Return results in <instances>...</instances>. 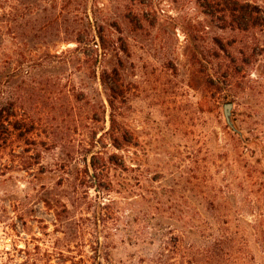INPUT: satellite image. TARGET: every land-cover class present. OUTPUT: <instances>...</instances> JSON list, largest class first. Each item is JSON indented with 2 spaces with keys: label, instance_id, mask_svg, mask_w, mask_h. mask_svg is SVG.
<instances>
[{
  "label": "rangeland",
  "instance_id": "1",
  "mask_svg": "<svg viewBox=\"0 0 264 264\" xmlns=\"http://www.w3.org/2000/svg\"><path fill=\"white\" fill-rule=\"evenodd\" d=\"M126 2L132 24L96 52L97 22ZM220 19L204 0H0V264H180L208 238L213 196L260 229L264 264V35ZM110 66L123 150L99 79Z\"/></svg>",
  "mask_w": 264,
  "mask_h": 264
},
{
  "label": "trees",
  "instance_id": "2",
  "mask_svg": "<svg viewBox=\"0 0 264 264\" xmlns=\"http://www.w3.org/2000/svg\"><path fill=\"white\" fill-rule=\"evenodd\" d=\"M204 1L210 9H214L221 15L220 20L226 22L231 29L244 33L258 31L264 35L263 9H258L244 0ZM118 10L117 16L113 17L111 19L112 21L110 19H104L100 23L97 22L96 37L98 41L95 42L96 52L102 50L105 53L112 49L114 40L111 30L116 28V23H118V21L132 24L133 19L131 20L130 17L133 11L130 2H126ZM13 12L11 14L16 18L18 10ZM4 15L6 16V14ZM138 30L141 31L142 27H139ZM76 42L80 43L78 40ZM121 49H124L123 44ZM244 49L245 50L242 49L239 52V55L242 57L251 58L256 54L255 49L250 46L246 45ZM79 53L80 51L78 48L69 51V54L75 55L77 58ZM84 63H93L96 65L97 59L90 61L84 58ZM89 68L95 78H98V68H91V66H89ZM99 76L101 85H103L108 92L111 120V129L108 131V135L112 145L117 150H123L127 132L121 128H117L114 114L115 103L126 95V87L121 83L123 73L117 66H110L109 68H105ZM208 84L213 89L215 88L213 82ZM75 99L78 101V96H75ZM5 119L6 117L0 112V144H6L9 136V130L6 127L7 121ZM114 157H117V155L111 156L107 161L108 164L117 165ZM94 169L96 170L95 167ZM222 203L223 199L221 200L219 196L207 198L206 204L210 218V222L207 223L206 226L208 238L195 252L183 255L180 264H259L255 252V245L259 243L260 229L256 225L244 221V219L241 220L242 215H239L241 214V210L232 212L228 208L226 209ZM234 215L238 217V222ZM258 217L259 216H255V218ZM186 235L185 231H181L178 233V236H176L177 244H175V250L183 254L184 251L190 250L186 243ZM164 245V250H168L170 241L168 240Z\"/></svg>",
  "mask_w": 264,
  "mask_h": 264
},
{
  "label": "water",
  "instance_id": "3",
  "mask_svg": "<svg viewBox=\"0 0 264 264\" xmlns=\"http://www.w3.org/2000/svg\"><path fill=\"white\" fill-rule=\"evenodd\" d=\"M232 103H227L224 105V115H225V118H226V121L228 123L229 126H231L232 128L233 127V123L231 121V110H232Z\"/></svg>",
  "mask_w": 264,
  "mask_h": 264
}]
</instances>
